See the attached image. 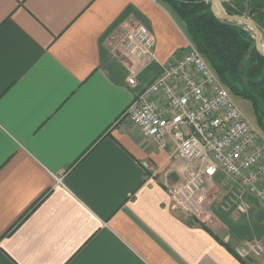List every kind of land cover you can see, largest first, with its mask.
Returning <instances> with one entry per match:
<instances>
[{
    "label": "crops",
    "instance_id": "obj_1",
    "mask_svg": "<svg viewBox=\"0 0 264 264\" xmlns=\"http://www.w3.org/2000/svg\"><path fill=\"white\" fill-rule=\"evenodd\" d=\"M190 43L164 0H0V264H264L228 249L264 241V200L218 171L198 216L174 210L179 160L124 115Z\"/></svg>",
    "mask_w": 264,
    "mask_h": 264
},
{
    "label": "built area",
    "instance_id": "obj_2",
    "mask_svg": "<svg viewBox=\"0 0 264 264\" xmlns=\"http://www.w3.org/2000/svg\"><path fill=\"white\" fill-rule=\"evenodd\" d=\"M125 48L144 64L152 61L155 40L148 26L137 24ZM127 82L135 85L133 78ZM124 115L159 148L171 147V154L179 160L176 171L180 179L165 186L174 210L198 216L203 184L218 171L237 185L241 194L264 200V136L241 114L193 43L180 58L162 65L158 76L138 93ZM141 165L150 167L145 161ZM234 206L233 217L248 208L241 195L235 197ZM231 249L239 260L252 261L263 256L264 241L243 240Z\"/></svg>",
    "mask_w": 264,
    "mask_h": 264
},
{
    "label": "trees",
    "instance_id": "obj_3",
    "mask_svg": "<svg viewBox=\"0 0 264 264\" xmlns=\"http://www.w3.org/2000/svg\"><path fill=\"white\" fill-rule=\"evenodd\" d=\"M164 1L220 81L232 94L250 102L257 126L264 133V57L256 49L251 30L245 24L216 17L210 0ZM221 4L226 13L235 15L264 9V0H252L247 8L238 3ZM252 20L264 30V15L256 14Z\"/></svg>",
    "mask_w": 264,
    "mask_h": 264
},
{
    "label": "water",
    "instance_id": "obj_4",
    "mask_svg": "<svg viewBox=\"0 0 264 264\" xmlns=\"http://www.w3.org/2000/svg\"><path fill=\"white\" fill-rule=\"evenodd\" d=\"M211 3V10L214 15L220 19H226L229 21H236L238 23L245 24L253 31V38L255 40V45L257 51L264 57V49L260 43V30L258 29L257 25L252 20V17L256 14L264 15V9L259 8H252L249 10L248 15H235V14H228L222 7V4L219 0H210ZM216 3L218 4L220 11L219 13L216 12Z\"/></svg>",
    "mask_w": 264,
    "mask_h": 264
},
{
    "label": "rangeland",
    "instance_id": "obj_5",
    "mask_svg": "<svg viewBox=\"0 0 264 264\" xmlns=\"http://www.w3.org/2000/svg\"><path fill=\"white\" fill-rule=\"evenodd\" d=\"M219 1H220V3L221 2H227V3H230V4H237V3L238 4H242V5H244L245 8H247V4H249V2L252 1V0H219ZM247 15H248V11L246 10V12L244 13V16H247ZM247 28L250 29L248 26H247ZM250 30H251L252 36H253V31H252V29H250ZM260 43L262 45V48L264 49V30H260ZM228 91L230 92L229 89H228ZM230 95H231V98H232L234 104L237 106V108L239 109V111L241 112V114L253 126H255V127L258 128L257 123H256V120H255V116H254V113H253V110L251 108L250 102L248 100H246L245 98H243L242 96H240V95H235V94H232L231 92H230ZM259 131L264 136V133L262 132V130L259 129Z\"/></svg>",
    "mask_w": 264,
    "mask_h": 264
},
{
    "label": "bare ground",
    "instance_id": "obj_6",
    "mask_svg": "<svg viewBox=\"0 0 264 264\" xmlns=\"http://www.w3.org/2000/svg\"><path fill=\"white\" fill-rule=\"evenodd\" d=\"M219 11H220V8H219L218 4L216 3V12L219 13Z\"/></svg>",
    "mask_w": 264,
    "mask_h": 264
},
{
    "label": "snow or ice",
    "instance_id": "obj_7",
    "mask_svg": "<svg viewBox=\"0 0 264 264\" xmlns=\"http://www.w3.org/2000/svg\"><path fill=\"white\" fill-rule=\"evenodd\" d=\"M211 171V169H209Z\"/></svg>",
    "mask_w": 264,
    "mask_h": 264
}]
</instances>
